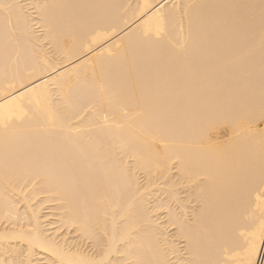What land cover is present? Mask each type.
I'll list each match as a JSON object with an SVG mask.
<instances>
[{"label":"bare ground","instance_id":"6f19581e","mask_svg":"<svg viewBox=\"0 0 264 264\" xmlns=\"http://www.w3.org/2000/svg\"><path fill=\"white\" fill-rule=\"evenodd\" d=\"M0 264H264V0H0Z\"/></svg>","mask_w":264,"mask_h":264}]
</instances>
